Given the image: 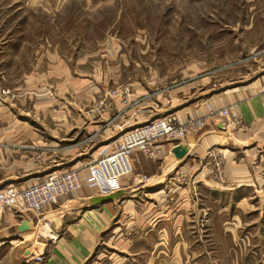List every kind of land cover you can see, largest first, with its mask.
<instances>
[{
	"label": "rangeland",
	"instance_id": "1",
	"mask_svg": "<svg viewBox=\"0 0 264 264\" xmlns=\"http://www.w3.org/2000/svg\"><path fill=\"white\" fill-rule=\"evenodd\" d=\"M228 91L235 100H225ZM263 92L264 0H0V127L37 130L0 131V185L36 183L76 159L72 167L87 179L86 158L112 150L149 119L198 120L173 141L182 145L190 135L199 163L193 174L206 167L219 187L256 188L252 202L223 217L228 229L240 222L236 233L251 225L255 241L239 242L232 264L248 252L264 264V135L248 131L243 108ZM209 118L221 133H241L237 151L212 144L227 140L219 135L193 140ZM224 247L227 253L231 244Z\"/></svg>",
	"mask_w": 264,
	"mask_h": 264
},
{
	"label": "crops",
	"instance_id": "2",
	"mask_svg": "<svg viewBox=\"0 0 264 264\" xmlns=\"http://www.w3.org/2000/svg\"><path fill=\"white\" fill-rule=\"evenodd\" d=\"M233 92L226 93L229 96H225L226 101L235 100ZM245 106L248 131L264 135V92L251 96ZM214 120L207 119L209 128L198 137L193 136V140L205 138L210 142L212 136L206 134L219 135L227 140L212 144L237 151L241 133H221L219 124H213ZM1 130L8 133L37 131L16 124L3 125ZM190 140L187 135L181 141L186 150L182 157L174 154L176 143L169 140L161 141L162 152L156 158L143 157L134 150L130 156L132 179L112 183L108 191L100 192L84 177L77 193L63 196L57 205L46 206L39 219L13 209L0 211V264H203L209 259L230 264L233 251L241 247H238L239 242L255 241L249 234L251 225L243 234L236 233L233 229L240 222H233V227L228 229L225 224L228 218L223 214L228 211L233 217L237 208L245 206L249 199L252 202L256 188L249 182L219 187L210 182L206 167L193 174L190 170L199 163ZM79 161L76 159L61 169L72 168ZM235 163L232 160L228 176L239 174ZM181 172L189 173L185 181H181ZM144 174L148 180L140 178ZM30 180L19 186L32 184ZM104 195H111V199L104 201ZM25 219L32 220L34 226L20 231L18 225ZM45 221L47 226H43ZM39 228L48 233L37 235ZM227 241L231 249L226 253L224 243ZM5 248L8 252L1 254ZM38 255L42 256L40 260L35 259ZM256 256L253 252L236 254L235 264L249 261L260 264Z\"/></svg>",
	"mask_w": 264,
	"mask_h": 264
},
{
	"label": "built area",
	"instance_id": "3",
	"mask_svg": "<svg viewBox=\"0 0 264 264\" xmlns=\"http://www.w3.org/2000/svg\"><path fill=\"white\" fill-rule=\"evenodd\" d=\"M221 112L227 113L225 109ZM201 124L198 120L177 124L171 113L149 119L123 134L112 150L87 160L85 181L100 192L108 191L113 181L133 172L130 156L134 150L141 151L147 158H156L162 152V139L173 141L176 137L183 138V133ZM140 178L148 180L149 177L144 174ZM82 186V175L77 167L49 172L41 181L24 187L0 185V208L13 209L22 215L31 213L33 219H39L46 206L57 204L62 196ZM41 258V255L35 257L36 260Z\"/></svg>",
	"mask_w": 264,
	"mask_h": 264
},
{
	"label": "water",
	"instance_id": "4",
	"mask_svg": "<svg viewBox=\"0 0 264 264\" xmlns=\"http://www.w3.org/2000/svg\"><path fill=\"white\" fill-rule=\"evenodd\" d=\"M173 152H174V154L177 156V157H182L184 154H185V152H186V150H185V147L183 146V145H176L174 148H173V150H172ZM111 195H104L103 196V200L105 201H107V200H110L111 198ZM33 226H34V224H33V221L32 220H27V219H25V220H22L21 222H20V224L18 225V229L20 230V231H24V230H29V229H32L33 228Z\"/></svg>",
	"mask_w": 264,
	"mask_h": 264
},
{
	"label": "bare ground",
	"instance_id": "5",
	"mask_svg": "<svg viewBox=\"0 0 264 264\" xmlns=\"http://www.w3.org/2000/svg\"><path fill=\"white\" fill-rule=\"evenodd\" d=\"M44 231H45V233H48L46 230H44ZM44 231H43V232H44Z\"/></svg>",
	"mask_w": 264,
	"mask_h": 264
}]
</instances>
